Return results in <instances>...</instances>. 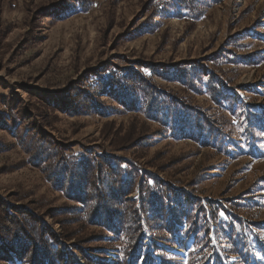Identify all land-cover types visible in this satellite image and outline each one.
I'll list each match as a JSON object with an SVG mask.
<instances>
[{
  "label": "trees",
  "instance_id": "1",
  "mask_svg": "<svg viewBox=\"0 0 264 264\" xmlns=\"http://www.w3.org/2000/svg\"><path fill=\"white\" fill-rule=\"evenodd\" d=\"M222 1H143V10L126 34L135 38L156 33L163 19L171 16L185 19V33L189 34L208 9ZM76 2L88 8L91 4L87 0H56L51 14L61 17L64 8L71 9ZM162 34L164 45L167 30ZM226 53L223 49L208 56V60L221 65ZM260 55L254 52L242 59L254 60ZM143 68L151 70V75ZM153 74L180 81L197 94L205 90L215 104H222L224 99L234 103L221 90L215 73L205 72L202 61L159 64L124 57L99 62L54 94L38 96L31 91L30 96L37 101L23 102L16 93L2 97L6 107L0 112L2 127L13 132L29 162L42 169L52 186L63 191L69 201L58 205L37 200L10 204L0 196V264H79L75 250L82 254L83 264H108L102 252L105 240L109 245L118 244V264H153L152 254L145 249L146 241L160 256L161 264H181V255L171 247L184 248L191 235L194 248L187 264H245L252 256L264 264L258 256V249L264 253L263 237L234 214L239 208L233 206V198H203L194 180L184 188L153 176L146 168L155 166L160 152L148 158L144 167L135 162L146 157L157 137L167 134L177 139L202 140L204 145L221 149L227 142L226 125L230 120L226 116L211 113L185 94L159 85ZM57 111L102 117L136 111L143 118L136 115L118 127L114 120L105 122L100 132L105 150L101 153L87 146L80 157L74 158L68 154L72 155L79 144L60 139L46 129L53 127V119L59 117ZM244 114L250 146L263 153L264 136L257 134H264V118L251 111ZM8 148L0 142V150ZM131 149L136 159L114 153ZM248 191L238 203L260 201L251 198ZM248 218L252 222L253 216ZM55 225L61 226V233ZM254 226L263 230L259 224ZM233 255H239V259L233 261Z\"/></svg>",
  "mask_w": 264,
  "mask_h": 264
},
{
  "label": "rangeland",
  "instance_id": "2",
  "mask_svg": "<svg viewBox=\"0 0 264 264\" xmlns=\"http://www.w3.org/2000/svg\"><path fill=\"white\" fill-rule=\"evenodd\" d=\"M55 1L0 0V112L6 109L2 97L16 93L23 102L35 101L36 98L30 96L31 91L38 96L59 92L80 79L86 70L114 57L159 64L202 61L205 72L215 73L221 90L233 98V104L229 99H224L220 105L215 104L205 90L197 94L187 90L180 81L166 80L157 74L153 77L159 85L185 94L211 113L226 116L230 123L226 125L224 148L167 134L157 137L146 157L135 162L144 167L148 158L160 152L155 166L146 168L153 176L184 188L194 180L193 185L203 198H233V206L239 208L234 214L264 241V186L258 185L264 184V152L250 146L251 138L243 124L246 111L264 118V0H223L210 7L189 34L185 33L187 21L171 16L163 19L158 32H147L135 38H129L127 28L143 10V1L147 0H87L91 3L89 8L76 2L73 8H64L61 17L51 14ZM109 25L112 26L109 28ZM165 30L168 37L161 45L165 41L162 38ZM182 37L174 45V41ZM223 49L227 52L223 64L208 60V56ZM254 52L261 55L254 60L242 59ZM118 63L124 64L123 61ZM143 71L149 75L152 73L147 68ZM57 113L59 117L53 119V127L46 129L60 139L79 144L72 155L71 152L68 154L74 158L80 157L87 146L101 153L105 150L100 137L105 122L114 120L118 127L126 125L136 115L143 118L136 111L106 117L94 113L84 116ZM2 124L0 118V142L9 148L0 150V196L10 204L37 200L58 205L69 201L63 191L52 186L42 169L29 162L13 132L4 129ZM259 134L258 137L264 136ZM114 153L129 160L136 159L132 149ZM260 178L262 183H259ZM248 190L251 198L254 196L260 201L238 203ZM249 216H253L250 223ZM45 218L52 222L50 216ZM256 224L263 230L257 229ZM54 229L62 232L60 225H55ZM193 242L191 235L184 248L174 247L180 252L181 264H187ZM145 243V249L152 254L153 264H161L160 256L153 253L148 241ZM103 244L104 261L118 264V244L109 245L108 240ZM258 250L263 263L264 253ZM75 254L79 264H83L82 254L78 250ZM93 255L99 257L96 253ZM238 257L233 255V261ZM255 260L252 256L245 264H260Z\"/></svg>",
  "mask_w": 264,
  "mask_h": 264
},
{
  "label": "water",
  "instance_id": "3",
  "mask_svg": "<svg viewBox=\"0 0 264 264\" xmlns=\"http://www.w3.org/2000/svg\"><path fill=\"white\" fill-rule=\"evenodd\" d=\"M171 249H173V250H174V249H176V248H174V247H171ZM174 252L180 253L179 251H176V250H174Z\"/></svg>",
  "mask_w": 264,
  "mask_h": 264
}]
</instances>
